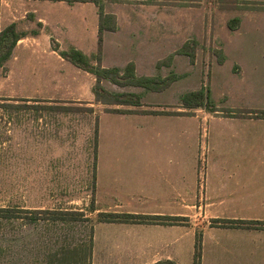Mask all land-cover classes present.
<instances>
[{
    "label": "rangeland",
    "instance_id": "rangeland-1",
    "mask_svg": "<svg viewBox=\"0 0 264 264\" xmlns=\"http://www.w3.org/2000/svg\"><path fill=\"white\" fill-rule=\"evenodd\" d=\"M101 1L104 11L116 15L121 24L119 31L107 35L108 46L121 45L128 55L130 52L141 55L140 74H177L180 78L162 91H146L141 86H122L104 79L102 84L107 90L126 92L122 98L141 103L97 101L93 73L75 65L60 51L76 46L93 56L94 63L102 64L103 49L99 61L94 56L98 51L99 6L93 2L69 5L65 1L1 0V27L16 21L18 28L28 35L18 42L6 66L0 68V98L48 107L20 110L10 122L5 117L0 119V208H18L14 217L0 212V264H50L51 253L87 242L90 235L97 238V264H143V260L116 257L129 246V227L105 223L102 213L96 210L98 117L111 108L171 110L179 101L181 110L190 114L216 107L205 100L203 106L188 108L184 106L183 96L201 88L207 93L206 67L213 55L209 50L223 43L228 23H238L234 14L264 8V0ZM245 39V46L252 44V37ZM185 43L188 51L195 53L193 62L189 54L179 51ZM161 44L166 51L159 52L162 56L153 58V66L149 68L145 59L147 52ZM133 92L142 98L131 95ZM99 97L113 98L102 90ZM89 107L93 111L87 110ZM187 120L183 128H194L197 123L198 151L204 160L207 121L203 114L198 119ZM186 134L183 141L189 142L190 133ZM151 137L146 129L130 122L107 120L101 176L112 179L119 165L123 177L130 175L132 158L137 162L138 175L143 176L144 147ZM187 153L189 150L183 149V155ZM119 159L120 163H114ZM28 209L79 210L84 216L71 214L73 217L64 221L42 218L31 222ZM182 216L189 219L188 223L198 224L197 229L202 232L204 213H183ZM181 261L186 264L185 258Z\"/></svg>",
    "mask_w": 264,
    "mask_h": 264
},
{
    "label": "crops",
    "instance_id": "crops-1",
    "mask_svg": "<svg viewBox=\"0 0 264 264\" xmlns=\"http://www.w3.org/2000/svg\"><path fill=\"white\" fill-rule=\"evenodd\" d=\"M45 1L63 3L65 0ZM234 16L238 23H228L223 43L209 50L213 55L206 67L207 87L216 109L195 110L190 114L181 110L179 101L171 110H106L98 117L96 210L167 216L204 213L206 220L200 232L203 238L201 264H264V227L252 225V221H264V116H259L264 111V8L240 11ZM40 19L43 20L42 16ZM116 21V30L103 33L101 65L123 69L134 62L137 74L143 75L139 73V68L143 67L141 55L133 52L128 55L121 45L108 46L107 35L121 28L117 18ZM99 23L100 14L96 28L98 39ZM27 35L28 32L24 37ZM246 37H252L249 46L243 43ZM162 45L147 52L145 59L149 68L153 66V58L159 59L162 55L158 53L166 51ZM137 51L142 52L140 48ZM202 114L207 121L204 160L198 151L197 123L194 128L182 126L187 119H198ZM109 119L130 122L152 134L144 147L143 176L138 175L133 158L130 175L123 177L119 165L112 179L101 176V153ZM187 132L189 142L183 141ZM185 148L189 153L183 155ZM120 162L119 159L114 163ZM238 220L246 222L238 224ZM104 222L129 227V246L118 252L116 257L120 260L154 264L171 259L182 264L185 258L186 264H194L199 233L196 223ZM96 245L95 236L92 264H97Z\"/></svg>",
    "mask_w": 264,
    "mask_h": 264
},
{
    "label": "trees",
    "instance_id": "trees-1",
    "mask_svg": "<svg viewBox=\"0 0 264 264\" xmlns=\"http://www.w3.org/2000/svg\"><path fill=\"white\" fill-rule=\"evenodd\" d=\"M70 3L74 2H95L99 6L100 23H99V39H98V51L94 55L98 61L101 58L102 45H103V33L105 30H116L117 21L115 15L107 13L103 9V3L101 0H65ZM1 7V0H0ZM26 35L25 31L18 29L17 23L12 22L4 27L0 25V68H4L6 63L11 59L14 54L15 47L18 41ZM188 44L185 43L183 47L179 50L182 53H187L191 56L192 62L195 59L194 51H188ZM189 52V53H188ZM60 54L70 60L75 65L93 73L96 77V83L93 87L97 101L103 103L111 104H130V105H140L139 100L124 99L122 96L126 95L123 91H110L104 87L103 80H109L118 85H133L141 86L146 91H162L169 87L175 80L180 78V75L173 74L172 76H162V75H138L136 72V67L134 62L128 63L123 69L119 67H104L101 63H94L92 61L93 56L88 55L83 50L71 46L68 49L61 50ZM100 90L105 91L107 94L112 96L106 99L99 97ZM134 93V92H133ZM137 95L142 98L141 94H131ZM18 99H10L7 97L0 98V119L8 118L7 121L10 122L16 113L20 110H26L29 108L35 109H46L48 106L46 104L30 105V104H20ZM205 100L211 101L210 94L205 93L204 89L188 91L183 96V103L185 107L195 108L203 106ZM213 104V103H212ZM67 107V106H59ZM214 109H216L214 107ZM87 110L93 111V107L87 108ZM107 111L115 112H132L136 110L132 109H121V108H111ZM229 113V112H228ZM230 114V113H229ZM264 116V111L259 114V116ZM98 134L99 126L98 120L96 122L95 137H96V150H95V161L98 154ZM18 208H0V212H3L7 217H14L16 215ZM29 221L37 222L42 218L51 220H67L71 219L73 216L71 214H79L81 217L84 216L82 211H72V210H62V209H28ZM43 213V214H42ZM44 213L46 215H44ZM104 217L102 221L110 222H133V223H188L189 219L186 216H167V215H146L142 213H131V212H100ZM17 217V216H15ZM231 222V220H227ZM246 222L244 220H238L236 223ZM252 225L263 226L264 221H252ZM93 246H94V236L90 235L87 242H81L77 246H69L64 249L54 251L50 254L48 259L50 264H92L93 256ZM203 251V238L202 233L197 234L195 253H194V264H201ZM154 264H177L176 261L171 259H164L155 262Z\"/></svg>",
    "mask_w": 264,
    "mask_h": 264
}]
</instances>
